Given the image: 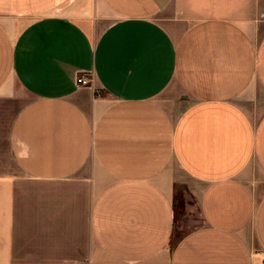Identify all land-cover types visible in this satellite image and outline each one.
I'll return each instance as SVG.
<instances>
[{"label": "crops", "instance_id": "crops-1", "mask_svg": "<svg viewBox=\"0 0 264 264\" xmlns=\"http://www.w3.org/2000/svg\"><path fill=\"white\" fill-rule=\"evenodd\" d=\"M0 264H264V0H0Z\"/></svg>", "mask_w": 264, "mask_h": 264}, {"label": "rangeland", "instance_id": "rangeland-1", "mask_svg": "<svg viewBox=\"0 0 264 264\" xmlns=\"http://www.w3.org/2000/svg\"><path fill=\"white\" fill-rule=\"evenodd\" d=\"M84 80L86 81V84L84 86H89L91 84V77L89 76H84ZM183 203L181 205V211H179L177 213V219L180 220L184 215H187L189 213V210H191V206H189L187 199H183ZM192 217L194 216V214L191 215ZM186 226L188 227L189 224L186 223Z\"/></svg>", "mask_w": 264, "mask_h": 264}, {"label": "trees", "instance_id": "trees-1", "mask_svg": "<svg viewBox=\"0 0 264 264\" xmlns=\"http://www.w3.org/2000/svg\"><path fill=\"white\" fill-rule=\"evenodd\" d=\"M182 204H184L182 197H179V198L175 199V208H180Z\"/></svg>", "mask_w": 264, "mask_h": 264}, {"label": "built area", "instance_id": "built-area-1", "mask_svg": "<svg viewBox=\"0 0 264 264\" xmlns=\"http://www.w3.org/2000/svg\"><path fill=\"white\" fill-rule=\"evenodd\" d=\"M77 83L80 84V85H85L86 81L84 80V76L78 77Z\"/></svg>", "mask_w": 264, "mask_h": 264}]
</instances>
